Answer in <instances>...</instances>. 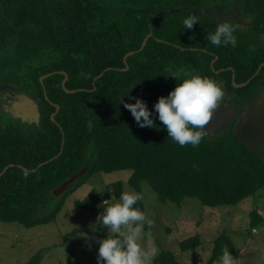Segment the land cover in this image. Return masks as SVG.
<instances>
[{
  "label": "trees",
  "instance_id": "obj_1",
  "mask_svg": "<svg viewBox=\"0 0 264 264\" xmlns=\"http://www.w3.org/2000/svg\"><path fill=\"white\" fill-rule=\"evenodd\" d=\"M216 1L0 0V90L13 84L30 91L39 107L37 125L0 108V172L7 166L0 173V221L25 227L51 221L64 196L94 172L128 170L126 182L134 192L140 193L139 183L145 181L160 202L177 205L184 197L208 207L233 205L264 187V158L232 132L231 121L227 130L205 135L198 146L181 147L168 137L154 109L158 97L178 83L173 78L178 71L209 77L232 94L250 91V81L234 87L221 78L230 69L214 73L238 67L220 61L231 55V45L217 50L208 40L215 31L210 25L197 23L192 30L183 25L192 15L185 5ZM210 52L217 55L212 65ZM262 61L248 67L250 73L258 68L256 78L264 87ZM121 97L145 102L154 126L139 127ZM247 98L232 96L237 107ZM85 164V172L67 184L52 209L38 214L44 192ZM110 185L107 192L119 196L121 182ZM94 199L89 191L74 203L92 209ZM249 216L253 224L261 220L256 209ZM223 242L218 235L205 264ZM199 243L193 234L179 240L177 249L184 252ZM38 259L35 253L25 264ZM64 264L78 262L67 258ZM152 264L180 263L171 251L161 250Z\"/></svg>",
  "mask_w": 264,
  "mask_h": 264
},
{
  "label": "rangeland",
  "instance_id": "obj_2",
  "mask_svg": "<svg viewBox=\"0 0 264 264\" xmlns=\"http://www.w3.org/2000/svg\"><path fill=\"white\" fill-rule=\"evenodd\" d=\"M8 93L3 88L0 100L9 99ZM128 173L113 170L89 174L64 196L59 211L47 223L25 227L17 222L0 221V264H25L35 253L39 255L37 264H64L67 258L78 264H93L98 255L97 240L107 235V228L100 225L97 216L103 212L104 200L114 202L122 192L134 191L126 182ZM115 181L121 182L117 197L106 190ZM139 189L144 199L136 208L154 221L151 229L145 226L143 245L152 242L158 252L171 251L180 264H205L213 241L222 234L224 242L211 264H221L225 247L235 264H264V187L236 204L219 207L204 206L195 197H184L178 205L160 202L145 181L139 183ZM89 191L95 196L93 208L77 207L74 202ZM60 194H53V189L45 191L37 213L50 211ZM252 209L261 217L255 224L250 222ZM73 229L78 231L73 233ZM193 234L198 235L199 245L180 252L177 242Z\"/></svg>",
  "mask_w": 264,
  "mask_h": 264
},
{
  "label": "clouds",
  "instance_id": "obj_3",
  "mask_svg": "<svg viewBox=\"0 0 264 264\" xmlns=\"http://www.w3.org/2000/svg\"><path fill=\"white\" fill-rule=\"evenodd\" d=\"M198 23L196 15H189L183 20L185 29L192 30ZM232 23L224 20L217 24L208 40L214 46L235 47L237 39ZM173 78L178 80L168 95L160 96L154 104L158 119L167 130V135L181 147L191 144L196 147L206 135V126L219 106L223 91L221 86L209 77L189 71H178ZM132 99V97H129ZM123 107L130 111L137 125L141 128L154 126L152 113L145 102L135 98V103H128L120 98ZM144 196L134 191H124L118 200L103 201V212L97 221L107 228V235L98 239L97 264H152L158 255V248L149 242L143 245L145 226L151 229L154 221L138 210L136 203ZM150 235V233H149ZM221 264H235L229 249L222 250Z\"/></svg>",
  "mask_w": 264,
  "mask_h": 264
},
{
  "label": "flooded vegetation",
  "instance_id": "obj_4",
  "mask_svg": "<svg viewBox=\"0 0 264 264\" xmlns=\"http://www.w3.org/2000/svg\"><path fill=\"white\" fill-rule=\"evenodd\" d=\"M184 7L189 9L190 14L196 15L198 17V23L204 27L207 26L209 28L211 26L215 30L218 23L227 20L236 29L234 35L237 39V44L235 47H232L231 55L222 58L220 61L225 64L233 63L238 67L228 65L215 69L214 73H218L223 69H230L229 76L227 77L225 74L221 78L223 80L229 79L231 83L237 81L238 83H235L237 86L234 87L242 86L249 81L251 83L249 82L250 91H243V93L233 92L232 94L228 89L221 87L224 93L223 105L228 109V121L224 129L225 131L229 126V121H231V124H234L235 117L242 107H237L233 103L232 96L236 95L240 97L241 95H248L247 99L252 96H258L263 98L264 105V87L261 86L263 80L262 78H256L258 68L250 73L251 69L248 67L250 63H254L258 59H263L258 64V67L264 64V0H217L215 3L206 2L197 7H191L189 5H185ZM217 50L221 51V46ZM210 53L214 54L213 52ZM242 55H245V59H242ZM216 59L217 55L214 54L212 59L209 60V64L212 65ZM218 84L220 85V83ZM3 88H6L9 92L7 95L9 99L5 98L4 101L0 100V108L10 113L12 117L20 122H25L28 125H37L39 120V107L36 94H32L30 91L23 92L13 84L6 85ZM19 97H29L36 103L38 110L37 119L29 118L28 116L24 117L20 112L11 107L12 101L17 100Z\"/></svg>",
  "mask_w": 264,
  "mask_h": 264
},
{
  "label": "water",
  "instance_id": "obj_5",
  "mask_svg": "<svg viewBox=\"0 0 264 264\" xmlns=\"http://www.w3.org/2000/svg\"><path fill=\"white\" fill-rule=\"evenodd\" d=\"M142 45L143 42L140 46ZM44 76L39 77V80H41ZM232 85L237 86L235 83H232ZM223 100L224 98H222L219 106L213 114L211 121L206 126L205 130L207 137H212L217 133L223 132L227 125L228 109L223 105ZM11 107L20 112L24 117L28 116L29 118L33 119H37L38 117L37 105L29 97H19L17 100L12 101ZM54 107L56 109L55 105ZM50 116H52V114ZM232 132H234L236 136L245 139L249 145L254 146L256 148V152L262 158H264L263 98L252 96L242 105L235 117ZM6 167H4L1 172ZM86 168L87 165L85 164L78 171L72 173L66 179L61 181L55 188H53V194L61 193L66 188L67 184L73 182L78 176L82 175Z\"/></svg>",
  "mask_w": 264,
  "mask_h": 264
}]
</instances>
